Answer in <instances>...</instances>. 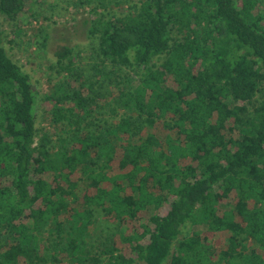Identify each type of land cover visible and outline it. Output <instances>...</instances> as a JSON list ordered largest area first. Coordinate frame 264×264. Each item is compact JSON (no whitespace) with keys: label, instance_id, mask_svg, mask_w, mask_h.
<instances>
[{"label":"trees","instance_id":"16d2710c","mask_svg":"<svg viewBox=\"0 0 264 264\" xmlns=\"http://www.w3.org/2000/svg\"><path fill=\"white\" fill-rule=\"evenodd\" d=\"M25 2L0 0V264H264V0L95 5L96 72L65 48L43 96L4 44Z\"/></svg>","mask_w":264,"mask_h":264},{"label":"rangeland","instance_id":"374dc122","mask_svg":"<svg viewBox=\"0 0 264 264\" xmlns=\"http://www.w3.org/2000/svg\"><path fill=\"white\" fill-rule=\"evenodd\" d=\"M83 2V4H78V0H26L24 10L19 18L14 22L5 21L3 23L4 44L9 56L31 76L32 83L40 96L50 94L55 83L59 80L57 76L61 68L57 63L56 53L62 52L65 48L71 49L72 56L75 58L74 63L80 66L78 67L79 70L82 69L87 73L93 70L96 72V68L93 67V58L98 60L95 54L97 44L96 39L90 36L89 33L91 19H93L92 7L98 5L101 15L106 18L119 17L123 14L122 12H128L127 7L130 4L134 6L138 0H104L102 3L97 0L92 5L86 0ZM101 4L103 6H100ZM77 55H80V57ZM97 69H100V67H97ZM169 85L175 86L172 80H169ZM112 91L111 98H115L116 91L114 89ZM111 98L110 101L113 100ZM107 104H103V106L107 105L105 109H99L98 117L103 121H105V118H111V122H106L116 123L120 111H115L114 105L111 103ZM52 106L53 104L48 102L39 107L37 126L43 131L49 132L55 129L50 124L48 112ZM53 132L55 133L57 130ZM73 179H77V176H74ZM82 191L83 189L79 188L78 195H81ZM165 211L166 208H163L160 213L162 214ZM94 214L95 218L103 223L106 232H109L110 228H114L118 224L117 220L106 218L102 213L96 211ZM148 216L149 214L145 213L143 220ZM138 225L139 222L123 223L125 229L141 233L142 229ZM204 236L209 244L218 249L225 244L230 234L228 232L211 234L204 232ZM96 239L97 235L94 234L92 229L89 241L99 247ZM118 242L117 247L119 249L126 252L128 256H133L128 243ZM100 250H97V252L99 253ZM63 261L60 264H68L66 263L68 261Z\"/></svg>","mask_w":264,"mask_h":264}]
</instances>
